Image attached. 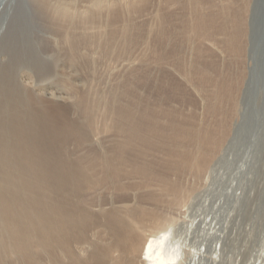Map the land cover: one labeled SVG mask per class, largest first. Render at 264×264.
I'll use <instances>...</instances> for the list:
<instances>
[{
  "label": "bare ground",
  "instance_id": "1",
  "mask_svg": "<svg viewBox=\"0 0 264 264\" xmlns=\"http://www.w3.org/2000/svg\"><path fill=\"white\" fill-rule=\"evenodd\" d=\"M150 1L0 0V40L6 33L9 37L0 53V264H201L205 246L195 233L201 221H188L185 207L193 185L186 186L184 179L199 181L210 169L229 134L228 119L239 115L237 94L244 73L233 84L223 77L214 79L201 62V46H192L195 56L182 76L197 81L198 87L191 86L205 111L219 115L213 129L185 126L167 110L136 114L130 106L100 108L99 98L77 95L80 79L96 62L119 58L137 43L142 23L135 18L146 16ZM191 1L196 39L221 34L226 51L245 63L247 12L253 0H241L242 10L223 19L217 12L218 17L210 16L213 12L204 15L201 0ZM231 3L226 0L222 14L230 11ZM23 4L32 7V20L18 23ZM161 13L157 35L165 36ZM162 54L158 52L159 60ZM46 101L78 104L84 123L64 119L52 128L38 108ZM30 105L31 111L26 108ZM42 135L56 149L53 158L38 152L46 144ZM202 221L208 225L204 229L217 228L210 217ZM215 238L213 264L223 249Z\"/></svg>",
  "mask_w": 264,
  "mask_h": 264
},
{
  "label": "rangeland",
  "instance_id": "2",
  "mask_svg": "<svg viewBox=\"0 0 264 264\" xmlns=\"http://www.w3.org/2000/svg\"><path fill=\"white\" fill-rule=\"evenodd\" d=\"M20 3L22 4V1ZM148 3L144 11L146 16L142 13L139 15L143 16L140 17L138 15L135 18L136 22L142 23H140L137 43L125 48L121 54L122 56L119 58L109 56L103 62H96L95 69L80 79L77 95L85 94L90 101L99 98L98 106L100 108H103L105 105H110L112 108L117 105L130 106L134 112L136 111V114L148 110V113L155 112V115L160 113L161 110H167V112L173 113L172 118L175 121L183 122L185 126L195 127L201 124V127L213 129L218 123L217 118H219V115L205 111V106L200 95H198L197 89L194 88V85L191 86V84H197L195 86L198 87L197 81H193V83L187 82L183 78L184 75L182 76L187 69L186 65L195 56L192 46H201L203 50L201 62L208 68L207 72L208 70L210 72L208 74L214 77V79L223 77L226 80H230L233 84L235 79L237 80L241 73H244V84L241 86L242 90H239L237 94L240 100L239 115L237 114V118L229 116V134L221 149L215 153L210 169L201 175V180L199 181H194L191 177H185L184 179L185 185L187 184L186 186L193 185L191 196L185 208L189 215L188 221L193 218L201 221L195 231L196 234H201V246H205V253L201 257V264H213L214 253L212 247L217 239L215 236L223 244L221 255L216 264H264V0L251 1L250 12H247V15L250 14L248 15V27L250 28L248 35L249 58L245 59V63H240L232 52L226 51L221 41L223 38L221 34L215 33L212 38H203V42L202 40L199 42L196 39L191 26V0H176V2L151 0ZM225 5L226 0H201V13L209 16L213 12L210 16L216 17L218 15L223 19L222 17L225 14L227 16L229 14L230 17L237 15L242 10L243 3L241 0H232L230 11L222 14V9L225 8ZM203 9L206 10L204 11ZM164 10L168 13H165ZM254 10H256V14L253 21ZM18 11L19 9L16 10V15ZM161 11L166 15L163 12L161 13ZM20 12L22 13L21 17H18L20 21L17 19L18 23L23 19L22 22L24 23L32 20V17H30L33 15L31 6L27 4L21 5ZM216 12L217 15L214 14ZM160 13L163 16L165 36L157 35V17ZM155 20L156 22H154ZM221 22L223 23V21ZM189 31L192 33L190 34ZM142 34L144 35L142 36ZM254 35L256 36L255 43L253 41ZM146 36H149V39ZM155 36L157 40L154 38ZM193 36L194 43L192 42ZM180 37L182 38L180 39ZM8 38L7 33L5 37L1 38L0 49L2 50H0V53L4 51L6 46L4 40L7 41ZM145 40L147 41L145 42ZM218 40L219 42H214ZM179 41H181V44ZM156 42L162 47L160 48ZM3 45L4 47H2ZM164 45H166L165 48ZM174 47L176 51H171ZM131 48H133L132 51ZM158 52L163 53L160 60L158 59ZM208 52L209 54H207ZM0 57L2 58L3 56ZM99 66L101 67L99 68ZM178 67L181 68L179 69ZM228 74L231 75L229 76ZM154 76H157V78ZM163 85L167 86V88ZM209 87L212 88L211 86ZM46 102H42V104H40L41 102L38 103V108H42L41 113H45L44 115H46L47 119L45 120L47 123L52 124L50 125L52 128L53 126H60L61 124L59 123H62L64 119H69V122L78 126L84 123L85 117L81 114L78 104H63L62 101L52 102L53 104ZM223 102H225L224 104L228 102L225 100V97ZM49 106L50 108H47ZM156 107L158 108L156 109ZM26 108H30L29 111L33 109L31 105L26 106ZM38 108L34 109L37 110ZM60 113L63 114V119H60ZM192 119L195 120L192 121ZM100 120L101 117L96 118V123L99 125ZM160 122V125L167 129L163 118H160ZM45 136L42 135V139H46V144L38 152L39 154L53 158L56 149L52 146V141H48L47 136ZM206 217L214 220L216 229L212 231L204 229V227H208L202 221Z\"/></svg>",
  "mask_w": 264,
  "mask_h": 264
},
{
  "label": "water",
  "instance_id": "3",
  "mask_svg": "<svg viewBox=\"0 0 264 264\" xmlns=\"http://www.w3.org/2000/svg\"><path fill=\"white\" fill-rule=\"evenodd\" d=\"M255 11H256V10H254V12H253V13H254V14H253V15H254V17H253V19H252L253 21H254V19H255V14H256V13H255ZM255 37H256V36L254 35V36H253V41H254V43L256 42V39H255ZM254 46H255V45H254ZM255 47H256V46H255Z\"/></svg>",
  "mask_w": 264,
  "mask_h": 264
}]
</instances>
